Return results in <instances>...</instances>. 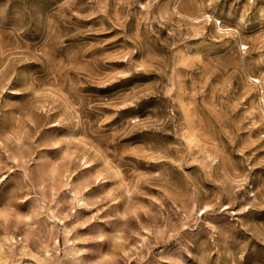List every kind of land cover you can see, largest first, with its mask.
<instances>
[{"label": "rangeland", "instance_id": "obj_1", "mask_svg": "<svg viewBox=\"0 0 264 264\" xmlns=\"http://www.w3.org/2000/svg\"><path fill=\"white\" fill-rule=\"evenodd\" d=\"M0 264H264V0H0Z\"/></svg>", "mask_w": 264, "mask_h": 264}]
</instances>
